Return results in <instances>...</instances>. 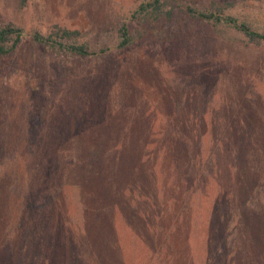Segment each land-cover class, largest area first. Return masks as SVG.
Wrapping results in <instances>:
<instances>
[{
    "label": "rangeland",
    "instance_id": "rangeland-1",
    "mask_svg": "<svg viewBox=\"0 0 264 264\" xmlns=\"http://www.w3.org/2000/svg\"><path fill=\"white\" fill-rule=\"evenodd\" d=\"M138 1L0 0L26 34L0 58V264H264V42L183 13L68 63L27 36L94 44Z\"/></svg>",
    "mask_w": 264,
    "mask_h": 264
},
{
    "label": "trees",
    "instance_id": "trees-1",
    "mask_svg": "<svg viewBox=\"0 0 264 264\" xmlns=\"http://www.w3.org/2000/svg\"><path fill=\"white\" fill-rule=\"evenodd\" d=\"M18 2V7L22 8L26 0H18ZM240 3L254 5L257 13L253 17H237L231 11V7ZM181 13L211 27L222 26L234 29L250 43L264 42V0H216V2L201 0L198 3H194L192 0H139L137 5L120 19L114 36L103 35L94 44L76 40L67 31L45 35L31 29L27 36L34 45L57 57V61L65 60L64 62L68 63L71 60L100 57L109 51L117 52L126 49L134 44L130 27L143 26L151 18L164 19L169 22ZM25 36L21 27L9 22H0V58L13 54ZM33 149L35 150L34 147ZM42 149L43 154L46 155L47 147ZM261 163L264 165V152ZM262 178V182H264V177ZM34 189L42 195L41 186H36Z\"/></svg>",
    "mask_w": 264,
    "mask_h": 264
}]
</instances>
